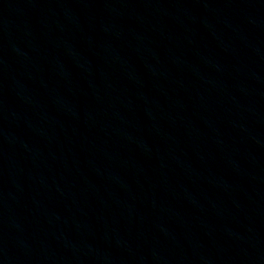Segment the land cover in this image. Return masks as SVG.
Instances as JSON below:
<instances>
[{
    "label": "water",
    "instance_id": "water-1",
    "mask_svg": "<svg viewBox=\"0 0 264 264\" xmlns=\"http://www.w3.org/2000/svg\"><path fill=\"white\" fill-rule=\"evenodd\" d=\"M0 264H264V0H0Z\"/></svg>",
    "mask_w": 264,
    "mask_h": 264
}]
</instances>
